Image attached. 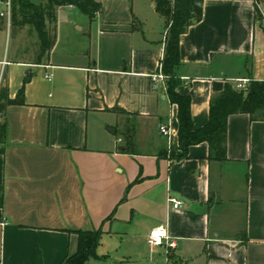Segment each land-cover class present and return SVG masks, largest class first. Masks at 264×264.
I'll list each match as a JSON object with an SVG mask.
<instances>
[{
	"label": "crops",
	"instance_id": "1",
	"mask_svg": "<svg viewBox=\"0 0 264 264\" xmlns=\"http://www.w3.org/2000/svg\"><path fill=\"white\" fill-rule=\"evenodd\" d=\"M97 1L101 11L80 27L47 21L49 50L40 52L32 26L17 24L35 31L31 59L0 55L7 99L24 93L0 117V264H59L75 251L79 229L101 230L97 253L106 258L108 241L127 238L122 263L264 264V119L229 115L223 160L209 157L205 141L170 157L180 153L177 106L151 79L164 20L153 0ZM179 51L177 90L190 96L200 127L225 84L264 80V0H203ZM158 225L175 248H149Z\"/></svg>",
	"mask_w": 264,
	"mask_h": 264
},
{
	"label": "trees",
	"instance_id": "2",
	"mask_svg": "<svg viewBox=\"0 0 264 264\" xmlns=\"http://www.w3.org/2000/svg\"><path fill=\"white\" fill-rule=\"evenodd\" d=\"M155 11L164 19L165 40L162 58V71L166 75L165 92L170 102L177 106V140L179 154L169 156L182 159L187 156L189 146L200 142L209 145V157L218 160L225 158V141L227 120L233 113H247L251 119H264V80H251L246 89H238L232 84H225L223 90L210 99L209 115L206 123L194 127L190 113V96L177 90L180 79L176 75V67L180 64L179 38L188 27L199 21L202 14L203 0H153ZM70 5L90 20H93L102 9L97 0H11V25L28 24L38 35L40 52L49 50L55 40L47 28L55 22L57 7ZM258 10L255 7V16ZM133 20V25H136ZM23 88L14 99H7L6 86H0V117L5 102L24 103ZM6 123L0 122V143H4ZM135 179L134 181H136ZM77 243L75 251L67 255L59 264H89L91 258H105L99 255L97 247L100 243L101 230H75Z\"/></svg>",
	"mask_w": 264,
	"mask_h": 264
},
{
	"label": "rangeland",
	"instance_id": "3",
	"mask_svg": "<svg viewBox=\"0 0 264 264\" xmlns=\"http://www.w3.org/2000/svg\"><path fill=\"white\" fill-rule=\"evenodd\" d=\"M4 0H0V11L5 9V5L3 3ZM34 3H40L41 0H31ZM145 5V4H144ZM142 6L145 10V6ZM151 7L148 6V13H151ZM154 16V15H152ZM56 22H64L69 21L72 23H75L79 27L82 26V23L86 22L88 20V17L83 14L80 10L74 7H62L56 10L55 12ZM164 20V19H163ZM9 22V24H7ZM11 15L10 20H8L5 16L0 15V55L4 59H24L29 60L32 57V51L34 50L35 46V31H31L30 33H23V31L18 27V25H11ZM164 32L163 36H165V22H164ZM50 33V28L48 29ZM135 120L131 123H134ZM105 125V128L109 127ZM122 124L116 127L117 134L122 131L121 127ZM130 126V125H128ZM110 129H114V126H110ZM123 131L127 135V131L123 129ZM149 140L150 138L147 137ZM135 148L139 151H148L151 148L146 144L145 146H142L140 143L135 145ZM127 238L120 239L113 241L112 239L108 241V247L110 250V257L108 258H91L89 260V264H131V263H122L119 261L116 256L120 253L121 249H126L129 247ZM149 246V245H148ZM150 248V246H149ZM152 250H155L156 247H151ZM132 250V251H131ZM117 251V254H116ZM122 251V250H121ZM130 254L132 257H135V253L133 248L130 249ZM148 253L145 254V258H147ZM144 258V259H145ZM146 260V259H145ZM133 264H143L140 262H135ZM146 264V263H145ZM157 264V263H155ZM159 264H164V262H160Z\"/></svg>",
	"mask_w": 264,
	"mask_h": 264
},
{
	"label": "built area",
	"instance_id": "4",
	"mask_svg": "<svg viewBox=\"0 0 264 264\" xmlns=\"http://www.w3.org/2000/svg\"><path fill=\"white\" fill-rule=\"evenodd\" d=\"M5 9L0 11L1 16H5L8 20H10L11 15V0H4ZM166 32V31H165ZM151 79L153 81V86L155 88H163L165 90V80L166 75L162 71V58L161 62L159 63L158 70L152 74ZM249 84V80L242 78L236 80L235 87L238 89H246ZM159 131L162 135L168 136L169 135V128L162 124L159 126ZM168 202L171 204L173 208H180L183 205L182 200L177 199L176 197L169 196ZM147 244L150 247H163L165 250L175 248L177 246V240L170 237L165 226L158 225L152 227L148 234H147Z\"/></svg>",
	"mask_w": 264,
	"mask_h": 264
}]
</instances>
